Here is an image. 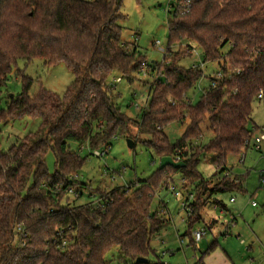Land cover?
Wrapping results in <instances>:
<instances>
[{"label": "trees", "instance_id": "obj_1", "mask_svg": "<svg viewBox=\"0 0 264 264\" xmlns=\"http://www.w3.org/2000/svg\"><path fill=\"white\" fill-rule=\"evenodd\" d=\"M181 3L168 22L163 61L148 64L136 44L122 40V0H0V86L20 61L41 59L48 67L63 62L75 76L63 96L43 87L31 95L33 79L18 70L23 89L6 108L0 106V123L41 118L37 131L7 150L0 143V264H105L113 247L126 259L123 264H137L138 258L148 259L143 264H167L151 259V242L170 220L151 212V204L159 190L175 187V175L183 176L184 191L195 185L188 193L192 213L184 234L194 245V228L205 209L223 206L214 196L245 191L226 159L245 153L258 129L248 125L253 102L264 95V0H192L189 9ZM190 43L201 49L205 62H220L223 73L211 78L196 105L187 94L205 71L181 66L172 50L186 44L193 52ZM142 69L163 79L150 85L147 105L134 119L111 96L109 80L118 73L132 83ZM173 123H187L176 143L165 132ZM205 123L212 137L197 153L193 142L202 137ZM141 136L149 137L143 142L160 158L180 151L186 167L158 168L135 185L98 189V199L84 205L69 201L86 162L70 149L71 142L99 150L119 138L135 146ZM50 151L53 174L46 162ZM206 152L222 173L215 180H205L198 170Z\"/></svg>", "mask_w": 264, "mask_h": 264}, {"label": "rangeland", "instance_id": "obj_2", "mask_svg": "<svg viewBox=\"0 0 264 264\" xmlns=\"http://www.w3.org/2000/svg\"><path fill=\"white\" fill-rule=\"evenodd\" d=\"M177 4L178 0H122L121 12L125 15V19L120 22L123 27L122 40L136 44L148 64L163 61L168 46V22L172 19ZM157 42L160 45H157ZM190 45L193 52L189 51L186 44L174 46L172 50L177 52L181 66L205 64V76L187 94L190 102L196 105L203 90L210 85L211 78L220 71L221 64L205 62L201 49L194 43ZM18 70L33 79L31 95L43 87L63 96L75 80L74 74L63 62L48 67L41 59L29 63L20 61L18 68L11 72L7 83L0 86L2 108H6L10 98L18 95L23 89ZM117 78L121 80L117 81ZM156 79H163V76L157 73L145 76L136 73L131 83L125 77L114 73L109 80V84L113 86L111 96L127 115L139 119L149 99L150 85ZM186 124L173 123L165 129L171 143H176L181 137ZM40 125L41 118L28 116L7 124L0 123L1 147L7 150L20 139L37 131ZM248 127L258 129L253 133L250 146L245 150L243 163L240 162L243 151L238 156L229 155L226 159L231 175L239 176V180H243L245 191L217 193L214 196L222 202L226 211L221 214L219 205L208 206L203 214V222L194 228H205L207 236L194 245L191 244L189 236H184L188 226L186 221H183L187 215L181 204L182 196L177 197L171 189L159 190L153 198L151 212L169 219L170 223L153 237L151 246L156 255L153 254L151 259L159 257L167 264H198L208 247L217 241L216 248L203 258L204 261L209 257L208 264H264V151L253 148L254 137L264 132V99H256L253 102V114ZM202 129V137L193 142L194 152L197 153L212 137L207 123L202 125ZM145 140H149V137L141 136L140 140L135 141V146L130 148L127 138L114 139L103 157L96 156V150H91L88 145L82 148L71 142L70 149L86 157V162L77 176L79 184L67 195L69 201L75 205H84L98 199V189L105 191L115 187H127L150 177L158 170L161 158L143 142ZM213 157L214 155L208 152L200 156L198 170L205 180H215L222 176L212 164ZM46 162L49 172L53 174V152L47 154ZM182 177L181 174L175 175L174 183L177 191L186 197L194 191L195 185L191 184L188 186V192L184 191L181 186ZM81 183L87 186L84 187ZM231 197L236 198L235 203L230 202ZM252 202L256 203L255 207ZM212 218L216 221L210 224L209 220ZM226 230L227 236H223ZM121 256L120 249L113 247L105 256V264H123L126 259H120Z\"/></svg>", "mask_w": 264, "mask_h": 264}, {"label": "built area", "instance_id": "obj_3", "mask_svg": "<svg viewBox=\"0 0 264 264\" xmlns=\"http://www.w3.org/2000/svg\"><path fill=\"white\" fill-rule=\"evenodd\" d=\"M181 4L183 6V8H188L191 6V3H192V0H181ZM157 45H160L159 42L156 43ZM204 63H202L201 65H193L192 67L193 68H201L204 70ZM139 73L142 75V76H145L147 75L145 69H142L141 71H139ZM163 76V75H162ZM214 77L216 79H221L223 77V73L222 71H218L217 73L214 74ZM117 81H120L121 79L120 78H117L116 79ZM213 85L215 86V83H213ZM264 97L263 93H260L258 95V98L259 99H262ZM250 143H251V140L249 141L248 145L250 146ZM83 148V147H82ZM253 148L256 149L257 151H264V133H260L259 135L255 136L254 137V140H253ZM107 153V149H104L102 148V150H96L95 151V155L98 156V157H103L105 156V154ZM244 158H245V153L241 154V159H240V162L243 163L244 161ZM174 159L179 162L180 161V151L177 152L176 156L174 157ZM225 175H228L227 173ZM263 178V181H264V176L262 177ZM172 192H174V194L177 196V197H181L182 196V207L183 209L185 210L186 212V215H189L190 213H192V208L190 207V202L191 200L193 199V194H188L186 197H184L181 192L177 191V188L175 187H172L171 188ZM72 191V190H70ZM231 202H235V198H231ZM252 206H256V203L255 202H252ZM206 235V230L205 228H199L197 230L194 231V239L196 242H199L201 241ZM63 244L65 245L66 242L64 241Z\"/></svg>", "mask_w": 264, "mask_h": 264}, {"label": "water", "instance_id": "obj_4", "mask_svg": "<svg viewBox=\"0 0 264 264\" xmlns=\"http://www.w3.org/2000/svg\"><path fill=\"white\" fill-rule=\"evenodd\" d=\"M128 146L130 148H133L134 147V141L131 140V139H128ZM167 166H171V167H173L175 169H181V168L186 167V164L184 162H182V161L181 162L180 161L177 162L171 156H165V157L161 158V162H160L159 168L160 169H163V168H165ZM146 262H148V259H146V258H138L136 260V263L137 264H143V263H146Z\"/></svg>", "mask_w": 264, "mask_h": 264}, {"label": "crops", "instance_id": "obj_5", "mask_svg": "<svg viewBox=\"0 0 264 264\" xmlns=\"http://www.w3.org/2000/svg\"><path fill=\"white\" fill-rule=\"evenodd\" d=\"M231 198H234V197H231ZM231 198H230V202H231ZM183 201V200H182ZM235 202H236V198H235ZM235 202H231V203H235ZM181 204H182V202H181ZM217 206V205H216ZM220 207H221V210H220V212H221V214H224V212L226 211V208H224V207H222L221 205H219ZM208 208V207H207ZM206 208V209H207ZM206 209H205V211H206ZM204 211V212H205ZM184 212H185V210H184ZM204 214V213H203ZM235 220V219H234ZM183 221H186V219L184 218L183 219ZM216 220L214 219V218H212V219H210L209 220V223L210 224H212L213 222H215ZM235 222V221H234ZM234 224H236V222L234 223ZM227 233H228V231L226 230L225 231V233L223 234V236L224 235H226L227 236ZM207 236V234L205 235V237ZM205 256V255H204ZM204 256H203V258H204ZM208 261H209V257H207L204 261H203V259H202V264H208Z\"/></svg>", "mask_w": 264, "mask_h": 264}]
</instances>
